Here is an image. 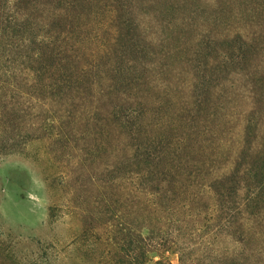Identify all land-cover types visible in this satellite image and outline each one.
<instances>
[{
    "label": "rangeland",
    "instance_id": "1",
    "mask_svg": "<svg viewBox=\"0 0 264 264\" xmlns=\"http://www.w3.org/2000/svg\"><path fill=\"white\" fill-rule=\"evenodd\" d=\"M22 1L33 25H64L51 20L59 11L89 13L81 27L90 29V45L120 32L158 48L142 66L126 63L138 70L136 81L117 68L126 53L120 39L113 57L89 58L84 81L75 75L63 87L13 93L9 0H0V144L10 145L14 132L18 138V149L0 154V240L9 264H110L118 231L146 225L137 180L150 171L145 162L158 139L169 143L168 165L185 190L171 198L179 213L170 240L191 235L215 251L230 247L221 235L237 230L219 229L212 181L248 169L246 184L258 187V198L246 217L259 240L243 252L250 264H264V0ZM127 20L139 31L127 32ZM237 35L251 46L220 65V52L230 54L219 39ZM170 245L146 264H177Z\"/></svg>",
    "mask_w": 264,
    "mask_h": 264
},
{
    "label": "trees",
    "instance_id": "2",
    "mask_svg": "<svg viewBox=\"0 0 264 264\" xmlns=\"http://www.w3.org/2000/svg\"><path fill=\"white\" fill-rule=\"evenodd\" d=\"M87 4L90 5L91 3ZM88 15L89 13L74 15L68 11H59L58 14H51V20L56 23L63 22L64 25L51 28V22L46 24L41 19H36V24L33 25L24 1L9 0V91L27 93V91L43 88L63 87L64 83L71 82L75 75V79L83 77L81 81H84L85 74L88 70H91L94 63H91L89 58L93 57L92 61L97 62L98 58L113 57V43L120 39L122 42L124 41L122 48L123 52H126L120 59L123 60L122 63L125 66L121 65L122 69L117 68L122 73H127L129 79L134 78L136 81L138 70L130 69L126 63L137 61V64L142 66L145 62L143 60L156 56L157 45L150 41L146 42L141 34H137L136 37L132 38L131 33L124 35L120 32H116L113 36L110 35L112 40L106 41L107 43L104 46L90 45V43L88 44L91 34L90 29L81 27L83 20ZM125 26L127 32H130L129 28L134 32L139 28L132 20H127ZM219 40L222 42L228 41L230 54L225 55L220 52V65L226 64L225 62L229 59L232 60L235 50H241L244 46H251L250 43L243 41L238 35L233 38L222 37ZM160 44L164 43L160 41ZM161 45L159 51L164 47V45ZM235 45L237 47H234ZM136 65H134V68ZM23 71L27 72L26 75H23ZM144 84H147V82H143ZM15 134L17 133L11 134L10 145L0 144V154L5 150L18 149L15 144L18 138L15 137ZM157 143L155 156L145 162L150 171L140 173L137 180L138 185H140L141 211L144 212L142 217L145 219L146 225H142L137 233L131 231L132 229L128 227L118 231L120 240L113 242L118 246V249H111L116 251L117 254L110 259V264H146L150 260V254L158 252L160 246L164 248L168 244L173 246L177 264L252 263L253 257L249 252H243V250L248 244L257 243L259 239L250 230L246 217V207L257 200L258 194L255 191L258 187H254L252 191L250 185L246 184L245 177L248 175V169L246 173L241 175L239 174L240 171L237 170L229 174L221 172L212 181L214 184L213 190L218 197L220 206L219 229H222V231L224 229L223 232L232 229L237 230L234 234L221 235V243L225 245L224 242L226 241L224 239L226 238L232 244L230 247L223 246L215 251L210 247V243H208L209 246L203 245L201 241H195L194 236L191 235L188 239H185L186 241H181L178 238L170 240L169 235H171L173 225L177 222L176 218L179 213V211H173L171 204L175 202L172 199L175 195L179 198L185 190H182L184 188L183 183L179 180L181 176L176 177L171 172L172 167L168 165L170 163L169 143L162 139H158ZM188 176L189 180L191 175L188 174ZM242 188H245L246 191L244 200L240 199ZM237 215L239 217H236V222L235 216ZM192 224L191 227H195L196 224ZM142 230L146 232L145 235H142ZM109 233H116V231L109 230ZM119 242H122V244L120 245ZM186 242H189V245H186ZM110 247L114 248L113 245ZM120 250L124 251L123 256L120 255ZM0 264H9V253L4 248L2 249L1 240ZM154 264H170V262L159 260Z\"/></svg>",
    "mask_w": 264,
    "mask_h": 264
}]
</instances>
